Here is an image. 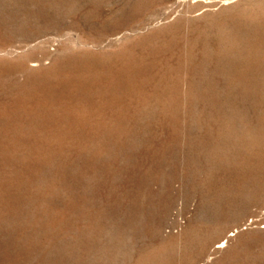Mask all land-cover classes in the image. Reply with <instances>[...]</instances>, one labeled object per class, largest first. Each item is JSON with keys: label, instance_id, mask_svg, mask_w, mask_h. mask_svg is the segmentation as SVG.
I'll return each mask as SVG.
<instances>
[{"label": "rangeland", "instance_id": "obj_1", "mask_svg": "<svg viewBox=\"0 0 264 264\" xmlns=\"http://www.w3.org/2000/svg\"><path fill=\"white\" fill-rule=\"evenodd\" d=\"M0 264H264V0H0Z\"/></svg>", "mask_w": 264, "mask_h": 264}, {"label": "bare ground", "instance_id": "obj_2", "mask_svg": "<svg viewBox=\"0 0 264 264\" xmlns=\"http://www.w3.org/2000/svg\"><path fill=\"white\" fill-rule=\"evenodd\" d=\"M221 246L220 245H218L216 248H220Z\"/></svg>", "mask_w": 264, "mask_h": 264}]
</instances>
